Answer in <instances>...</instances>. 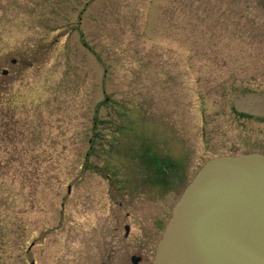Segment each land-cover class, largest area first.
Wrapping results in <instances>:
<instances>
[{
	"label": "rangeland",
	"instance_id": "rangeland-1",
	"mask_svg": "<svg viewBox=\"0 0 264 264\" xmlns=\"http://www.w3.org/2000/svg\"><path fill=\"white\" fill-rule=\"evenodd\" d=\"M244 152L264 153V0H0V264L152 249L181 191L145 166L189 180Z\"/></svg>",
	"mask_w": 264,
	"mask_h": 264
},
{
	"label": "water",
	"instance_id": "water-1",
	"mask_svg": "<svg viewBox=\"0 0 264 264\" xmlns=\"http://www.w3.org/2000/svg\"><path fill=\"white\" fill-rule=\"evenodd\" d=\"M151 264H264V154L206 160L174 204Z\"/></svg>",
	"mask_w": 264,
	"mask_h": 264
},
{
	"label": "flooded vegetation",
	"instance_id": "flooded-vegetation-1",
	"mask_svg": "<svg viewBox=\"0 0 264 264\" xmlns=\"http://www.w3.org/2000/svg\"><path fill=\"white\" fill-rule=\"evenodd\" d=\"M180 160H183V158L170 159L169 157H164L163 155H157V158H153V160L150 162V166H145L151 171L150 174H146L147 180H149V182L157 184L164 191L174 190L182 192L191 178L187 180L188 178L185 175V164L184 162L180 164ZM142 161L144 162L146 161V159H142ZM112 175L111 173H109L108 179L113 182V185H115L116 188L120 189L117 182L118 180L114 181V179L116 178ZM165 224L163 225L162 230L164 229ZM124 229V236L128 237L129 226L125 224ZM158 239L156 240L152 249H146L148 246H142V242H139L138 240V243H135L131 246V252L119 250L115 252V250H111L108 254H106L105 258L101 260L100 264H150ZM26 258L28 260V264H34V260L28 257ZM111 261L113 262L111 263Z\"/></svg>",
	"mask_w": 264,
	"mask_h": 264
}]
</instances>
